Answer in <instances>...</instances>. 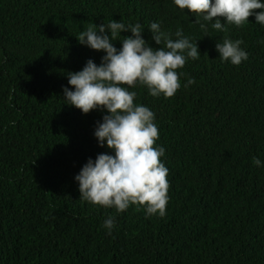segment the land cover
<instances>
[{"label":"trees","instance_id":"trees-1","mask_svg":"<svg viewBox=\"0 0 264 264\" xmlns=\"http://www.w3.org/2000/svg\"><path fill=\"white\" fill-rule=\"evenodd\" d=\"M111 19L139 22L152 47L149 22L180 28L200 53L177 70L173 96L134 89L165 150L163 217L82 201L73 179L110 150L92 135L105 113L65 105L62 86L103 55L76 36ZM247 19L219 32L172 0H0V264H264V26ZM225 36L242 41L246 61L219 60Z\"/></svg>","mask_w":264,"mask_h":264},{"label":"clouds","instance_id":"clouds-1","mask_svg":"<svg viewBox=\"0 0 264 264\" xmlns=\"http://www.w3.org/2000/svg\"><path fill=\"white\" fill-rule=\"evenodd\" d=\"M172 4L192 14L194 23L210 21L211 28L219 32H225L227 24L239 27L249 22V16L264 26V0H172ZM200 27L205 25L201 23ZM147 30L151 41L159 47L150 46L143 38L144 27L139 22L111 19L107 24H92L81 30L76 36L78 43L102 51L103 55L99 64L88 59L80 70L66 73L70 87L62 86V98L65 105L82 114L90 110L105 113L95 122L92 135L99 147L110 152L87 158L74 175L79 199L113 208L116 213L130 205L141 206L146 216L163 217L168 201V169L161 159L165 150L156 143L159 133L155 114L134 102V89L143 87L152 97L173 96L181 87L180 77L185 76L177 70L183 68L186 60L197 59L200 53L196 41L180 28L169 33L162 30L159 21H152ZM122 32L130 35H121ZM114 41H119L118 49ZM241 44L240 39L225 36L221 42H215L214 48L222 63L239 65L248 58ZM193 83V78L187 77L183 87ZM251 163L261 166L256 156L251 157ZM101 226L110 235L114 217L109 214Z\"/></svg>","mask_w":264,"mask_h":264}]
</instances>
